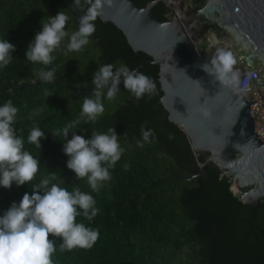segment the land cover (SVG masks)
<instances>
[{"label": "trees", "instance_id": "16d2710c", "mask_svg": "<svg viewBox=\"0 0 264 264\" xmlns=\"http://www.w3.org/2000/svg\"><path fill=\"white\" fill-rule=\"evenodd\" d=\"M147 58L93 0H0V264H264V195L194 154Z\"/></svg>", "mask_w": 264, "mask_h": 264}, {"label": "water", "instance_id": "95a60500", "mask_svg": "<svg viewBox=\"0 0 264 264\" xmlns=\"http://www.w3.org/2000/svg\"><path fill=\"white\" fill-rule=\"evenodd\" d=\"M141 1L93 3L101 19L119 27L132 50L157 62L160 102L166 117L186 135L190 148L207 151L205 161L230 178L240 200L255 204L264 195V141L253 131L249 103L255 99L245 97L242 90L249 87L239 82L246 72L243 65H253L255 59L260 65L251 87L258 91L264 85V0H203L197 9L190 4L186 8L181 0ZM162 3L173 8L170 17L161 14ZM211 21L229 29L238 41L239 61L231 59L222 43L221 51L216 49L217 60L193 46L191 39L198 41ZM131 71L100 91L119 84ZM260 98L263 102L264 92Z\"/></svg>", "mask_w": 264, "mask_h": 264}, {"label": "built area", "instance_id": "2783aa9c", "mask_svg": "<svg viewBox=\"0 0 264 264\" xmlns=\"http://www.w3.org/2000/svg\"><path fill=\"white\" fill-rule=\"evenodd\" d=\"M254 70H257V67L253 65L246 66V68H244V71L246 72L241 74L239 84L243 85L244 88L249 87L242 90L247 99H255L249 103V112L252 116L251 120L253 122V131L256 132L258 138L264 141V100L262 102L260 98V95L264 92V85L259 86V92L251 88L255 78ZM249 96L251 97L249 98Z\"/></svg>", "mask_w": 264, "mask_h": 264}, {"label": "flooded vegetation", "instance_id": "af4514ba", "mask_svg": "<svg viewBox=\"0 0 264 264\" xmlns=\"http://www.w3.org/2000/svg\"><path fill=\"white\" fill-rule=\"evenodd\" d=\"M136 2H137V0H135ZM184 4H185V6H186V8H187V5L188 4H190V7L191 8H193V7H195L196 9L203 3V0H190V3H185L184 2V0H181ZM141 2V1H140ZM170 3V5H171V7H173L174 6V4H173V1H170L169 2ZM140 4H143V3H140ZM162 6H163V10H162V12H161V14L162 15H165L166 17H168L167 16V13H168V11H170L171 10V13H170V16L172 15V9L173 8H168L167 7V5H166V3H162ZM175 14H178V12L176 11V9H175ZM169 16V17H170ZM190 21H192V19H189ZM212 27V28H211ZM209 28H211V30L209 29ZM208 30H210V33L211 34H208V37H207V35H206V33L208 32ZM220 31H222V32H220ZM228 32V34H230V30L229 29H227V28H225V27H222V26H218L217 24H215L214 22H211L209 25H207L206 27H205V29H204V31H203V33H202V35L200 36V38L198 39V41H195L196 42V44H200V43H202V42H204V41H206V42H211V40H213L214 39V37L213 36H215V34H217V35H220L221 33H227ZM194 37V36H193ZM205 38H206V40H205ZM227 41V40H226ZM226 41L224 42L223 40H218V42L216 43V44H211V45H208V47H206V48H203V49H201L200 47L198 48L199 50H201L200 52H207V53H209V54H212L214 57H215V59L217 60V58H218V55H216V54H214V51H215V49H217L218 51L220 50L221 51V49H220V46H221V43H222V47L223 48H225V52L227 51L228 53H231V58L233 59V60H237V61H239L238 60V57H237V55L236 54H238L239 52H238V50L237 51H233V49L232 48H234L233 47V45L232 46H229L231 43H226ZM229 42V41H228ZM234 42V41H233ZM212 43V42H211ZM226 46V47H225ZM228 49V50H227ZM233 51V52H232ZM226 52V53H227ZM241 52V51H240ZM254 60V64L256 63L255 62V59H253ZM259 63H258V66H257V68L259 67ZM254 66V65H253ZM256 66V65H255ZM243 68H246V66L245 65H243Z\"/></svg>", "mask_w": 264, "mask_h": 264}, {"label": "rangeland", "instance_id": "374dc122", "mask_svg": "<svg viewBox=\"0 0 264 264\" xmlns=\"http://www.w3.org/2000/svg\"><path fill=\"white\" fill-rule=\"evenodd\" d=\"M184 2L185 3H190V0H184ZM170 13H171V10L170 11H168V13H167V16L169 17L170 16ZM211 22H213V21H211ZM212 28V27H211ZM211 28H209L210 30H211ZM210 30H208V32L206 33V35H207V37H208V34H211L210 33ZM220 32H222V31H220ZM214 37V42H206V41H204V42H202V43H200V44H196V46H197V48H201V49H203V48H206V47H208V45H211V44H216L217 42H218V40H223L224 42L226 41V43H231L229 46H232L233 45V47L234 48H232L233 49V51H237L238 50V52H240V49H239V46H238V41L237 40H235V39H233L232 38V34H231V32H230V34H228V32L227 33H221L220 35H217V34H215V36H213ZM205 40H206V38H205ZM229 41V42H228ZM234 41V42H233ZM212 46V45H211ZM228 50V49H227ZM216 49H215V51H214V54H216ZM232 51V52H233ZM227 52V51H226ZM228 53V52H227ZM231 55V53H228V55ZM255 64H253L255 67H257L258 66V62L255 60ZM85 99H86V97H85ZM193 152H194V154H196V151H194V150H192ZM198 151H200V150H198ZM202 151V150H201ZM200 151V152H201ZM202 154L206 157L207 155H205L204 154V152H202ZM197 163H198V161H197ZM231 183H232V181L230 182V187H231ZM233 188H234V190H232L233 192H235L236 194H238V192H239V190L238 189H236L234 186H233Z\"/></svg>", "mask_w": 264, "mask_h": 264}, {"label": "clouds", "instance_id": "9594fccd", "mask_svg": "<svg viewBox=\"0 0 264 264\" xmlns=\"http://www.w3.org/2000/svg\"><path fill=\"white\" fill-rule=\"evenodd\" d=\"M191 42H192V44H193V46L197 49V51L198 52H200L201 50H199L198 48H197V46H196V42L193 40V39H191ZM231 57V56H230ZM232 59V58H231ZM235 61H237V60H235ZM252 88V87H251ZM252 89H254V88H252Z\"/></svg>", "mask_w": 264, "mask_h": 264}, {"label": "bare ground", "instance_id": "6f19581e", "mask_svg": "<svg viewBox=\"0 0 264 264\" xmlns=\"http://www.w3.org/2000/svg\"><path fill=\"white\" fill-rule=\"evenodd\" d=\"M174 4V3H173ZM231 186H234L236 188V186L234 184H232ZM232 188V187H231Z\"/></svg>", "mask_w": 264, "mask_h": 264}, {"label": "crops", "instance_id": "0c3cea01", "mask_svg": "<svg viewBox=\"0 0 264 264\" xmlns=\"http://www.w3.org/2000/svg\"><path fill=\"white\" fill-rule=\"evenodd\" d=\"M235 52V51H234ZM230 55V54H229ZM230 56H232V55H230Z\"/></svg>", "mask_w": 264, "mask_h": 264}]
</instances>
